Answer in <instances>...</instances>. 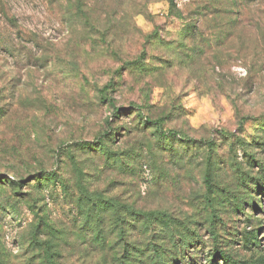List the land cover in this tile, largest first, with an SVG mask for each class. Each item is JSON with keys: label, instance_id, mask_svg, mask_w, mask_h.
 Returning <instances> with one entry per match:
<instances>
[{"label": "rangeland", "instance_id": "1", "mask_svg": "<svg viewBox=\"0 0 264 264\" xmlns=\"http://www.w3.org/2000/svg\"><path fill=\"white\" fill-rule=\"evenodd\" d=\"M0 42L3 264H264V0H0Z\"/></svg>", "mask_w": 264, "mask_h": 264}, {"label": "trees", "instance_id": "2", "mask_svg": "<svg viewBox=\"0 0 264 264\" xmlns=\"http://www.w3.org/2000/svg\"><path fill=\"white\" fill-rule=\"evenodd\" d=\"M0 43H2V45H4L3 42H0ZM139 110L140 111H138V113H137L138 116L139 117H143V118H145V120L148 121L149 119H146V115L144 113V108H141ZM116 114H119V110H116ZM100 155L102 156L103 153L100 154ZM32 179H33L32 181H37L38 185H43V183H45V182H47V184L56 185V181H57L54 174L47 175L45 181H44V178H40L38 176H35ZM0 186L5 191L16 193L22 187L29 186V185H27L26 183L22 182V180H16V179L10 180V179H8L6 177L0 176ZM2 199H3V197L0 196V205H2V203H3V202H1ZM4 204H6V203L4 202ZM9 208L12 209V206H10ZM247 237L248 236H245V239H247ZM149 251H153L154 253H153V256H150V258L147 259L145 264H166L167 259H166L165 255L160 250H157V249L153 248L152 250H149ZM213 254L214 255L210 256V258L213 259V260H211L210 264H216L218 257L222 261H224V263H226V264H238L232 258V256L230 254L226 253V252H222V251H219L218 249H215ZM1 259H2V257H1V254H0V264H3V260H1Z\"/></svg>", "mask_w": 264, "mask_h": 264}]
</instances>
